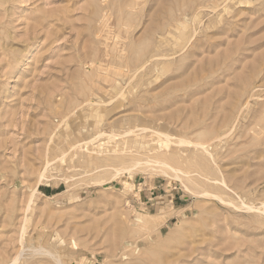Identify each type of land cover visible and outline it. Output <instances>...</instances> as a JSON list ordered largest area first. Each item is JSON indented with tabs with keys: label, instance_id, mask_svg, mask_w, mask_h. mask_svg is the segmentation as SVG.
I'll use <instances>...</instances> for the list:
<instances>
[{
	"label": "rangeland",
	"instance_id": "rangeland-1",
	"mask_svg": "<svg viewBox=\"0 0 264 264\" xmlns=\"http://www.w3.org/2000/svg\"><path fill=\"white\" fill-rule=\"evenodd\" d=\"M0 264H264V0H0Z\"/></svg>",
	"mask_w": 264,
	"mask_h": 264
},
{
	"label": "bare ground",
	"instance_id": "bare-ground-1",
	"mask_svg": "<svg viewBox=\"0 0 264 264\" xmlns=\"http://www.w3.org/2000/svg\"><path fill=\"white\" fill-rule=\"evenodd\" d=\"M119 72H120V71H119ZM175 177H176V178H178V176H177V175H176ZM48 254H49V253H48Z\"/></svg>",
	"mask_w": 264,
	"mask_h": 264
}]
</instances>
